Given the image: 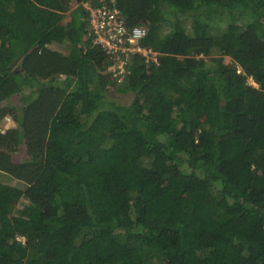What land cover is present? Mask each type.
Listing matches in <instances>:
<instances>
[{
    "label": "trees",
    "instance_id": "obj_1",
    "mask_svg": "<svg viewBox=\"0 0 264 264\" xmlns=\"http://www.w3.org/2000/svg\"><path fill=\"white\" fill-rule=\"evenodd\" d=\"M108 3L123 81L103 0H0V264H264V0Z\"/></svg>",
    "mask_w": 264,
    "mask_h": 264
},
{
    "label": "built area",
    "instance_id": "obj_2",
    "mask_svg": "<svg viewBox=\"0 0 264 264\" xmlns=\"http://www.w3.org/2000/svg\"><path fill=\"white\" fill-rule=\"evenodd\" d=\"M91 22L95 43L106 49L111 61L108 69L120 80L129 74L128 64L133 54L142 53L147 61H157V53L140 45L141 39L147 35V28H127L120 10L109 5L108 0H103L101 7L92 11Z\"/></svg>",
    "mask_w": 264,
    "mask_h": 264
},
{
    "label": "rangeland",
    "instance_id": "obj_3",
    "mask_svg": "<svg viewBox=\"0 0 264 264\" xmlns=\"http://www.w3.org/2000/svg\"><path fill=\"white\" fill-rule=\"evenodd\" d=\"M66 4L67 5H70V9L74 8L77 6V2L76 1H66ZM89 6V5H87ZM67 20L69 19V16H67L66 18ZM54 48L56 49H59V50H62L64 51L65 48L62 47V46H59L57 44H54L53 45ZM109 71H111L110 69H108ZM112 72V71H111ZM123 81V79L121 80ZM111 96L114 97L115 99H117L118 101H121V102H125V103H129L131 100H132V97H131V94H122V93H119V92H114L113 89H111ZM26 101H28V99L26 98L25 95H21V96H17L16 97V100L14 101L15 104L22 106L23 104L21 103H25ZM22 108V107H20ZM19 108V109H20ZM2 124H4L2 126ZM13 126V125H16L15 121H14V117L12 115H8L7 117H5L4 120H2V122L0 123V129L2 130V132L5 131V129L7 128V126ZM14 158L15 160L17 161H23L25 160L27 157H26V153H25V147H24V144L22 143L21 144V149H19V151L14 155ZM0 180L3 181V182H14V183H18L17 179H13L11 178L8 174L4 173V172H1L0 171ZM29 204V201L27 198L23 197V199L19 202V205L24 207L26 205Z\"/></svg>",
    "mask_w": 264,
    "mask_h": 264
}]
</instances>
